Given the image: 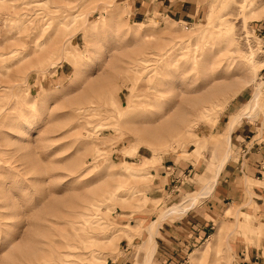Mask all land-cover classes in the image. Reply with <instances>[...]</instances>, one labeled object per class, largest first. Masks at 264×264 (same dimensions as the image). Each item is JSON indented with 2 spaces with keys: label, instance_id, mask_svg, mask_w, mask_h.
Here are the masks:
<instances>
[{
  "label": "rangeland",
  "instance_id": "rangeland-1",
  "mask_svg": "<svg viewBox=\"0 0 264 264\" xmlns=\"http://www.w3.org/2000/svg\"><path fill=\"white\" fill-rule=\"evenodd\" d=\"M198 3L144 20L127 0H0V264H143L151 222L186 194L151 202L163 158L210 171L235 117L264 128V0ZM219 220L173 264H236L259 219Z\"/></svg>",
  "mask_w": 264,
  "mask_h": 264
},
{
  "label": "crops",
  "instance_id": "crops-1",
  "mask_svg": "<svg viewBox=\"0 0 264 264\" xmlns=\"http://www.w3.org/2000/svg\"><path fill=\"white\" fill-rule=\"evenodd\" d=\"M127 2L134 15L144 20L158 15L183 20L193 19L200 11L198 0H127ZM259 24L264 33V18ZM238 121L232 130L229 127L227 147L220 161L228 153L229 157L221 169L219 161L214 168L211 166L210 171H206L202 166L204 160L199 156L195 160L167 156L163 158L164 163L155 168L148 195L151 202L168 199L171 192L179 188L184 189L188 195L185 194L182 200L176 202L181 203L185 210L182 208L183 211L181 210L179 214H168L160 221L156 232L154 255L150 263L155 260L158 253L160 264L175 263L185 251L202 239L210 238L208 228L213 227L212 224L217 218L219 221L235 222L242 211L255 214L260 226L245 224L242 227L245 234L238 232L232 239L230 245L236 254V264H264V128L256 127L250 130H244L241 126L235 128ZM236 136L239 147L238 156L235 157L231 155V144ZM209 183L211 189L202 194V190L204 191L206 184ZM188 206L189 209L186 208ZM258 230L262 233L260 236ZM252 235L255 237H251ZM249 238H253V241Z\"/></svg>",
  "mask_w": 264,
  "mask_h": 264
},
{
  "label": "bare ground",
  "instance_id": "bare-ground-1",
  "mask_svg": "<svg viewBox=\"0 0 264 264\" xmlns=\"http://www.w3.org/2000/svg\"><path fill=\"white\" fill-rule=\"evenodd\" d=\"M263 84H264V80L261 82V83H259V85H257V87H256V89H255V91L253 92V94H252V97H251V99H257V98H259V97H261L262 95H263V93H264V89H263ZM242 116V114H240V115H238L237 117H235L234 119H233V121H232V123H231V130H232V128L234 127V125L236 124V122L240 119V117ZM229 139H230V136H229ZM228 157H229V154L228 155H226L224 158H222V160H221V162H220V164H219V169H221L222 168V166L224 165V163H225V161L228 159ZM218 169V170H219ZM219 174V173H218ZM218 176V175H217ZM214 178V177H213ZM215 178H217V177H215ZM214 178V179H215ZM214 181V180H213ZM210 182V181H209ZM208 183V182H207ZM207 185V186H206ZM205 186H206V188H205V186H204V191L207 189V188H209V186H210V183L209 184H206ZM203 190H202V193L204 192ZM201 192V190L199 191V193ZM195 198H197V196L195 197ZM195 200V199H194ZM199 200V199H198ZM193 203V202H192ZM195 203V202H194ZM196 204V203H195ZM192 206V205H191ZM185 210V208L184 207H182V204L181 203H175V204H173V205H171V206H169L168 208H166L164 211H162L159 215H158V217H157V219H155V221H152L151 222V224H150V238H149V242H148V245H147V247H146V250H145V252H146V256H145V258H144V263L143 264H149L150 263V261H151V258H152V253H153V250H154V247H155V239H156V232H157V224L159 223L158 222V220H161V219H163L166 215H168V214H172V213H178L180 210H182L183 211V209ZM186 208H188L189 209V206L188 207H186ZM187 210V209H186ZM37 261V260H36ZM50 264V263H49Z\"/></svg>",
  "mask_w": 264,
  "mask_h": 264
}]
</instances>
